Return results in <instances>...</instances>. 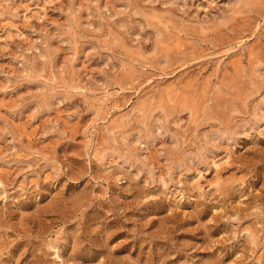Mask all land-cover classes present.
I'll use <instances>...</instances> for the list:
<instances>
[{
	"label": "rangeland",
	"instance_id": "rangeland-1",
	"mask_svg": "<svg viewBox=\"0 0 264 264\" xmlns=\"http://www.w3.org/2000/svg\"><path fill=\"white\" fill-rule=\"evenodd\" d=\"M0 264H264V0H0Z\"/></svg>",
	"mask_w": 264,
	"mask_h": 264
},
{
	"label": "bare ground",
	"instance_id": "bare-ground-1",
	"mask_svg": "<svg viewBox=\"0 0 264 264\" xmlns=\"http://www.w3.org/2000/svg\"><path fill=\"white\" fill-rule=\"evenodd\" d=\"M238 2V1H237Z\"/></svg>",
	"mask_w": 264,
	"mask_h": 264
}]
</instances>
